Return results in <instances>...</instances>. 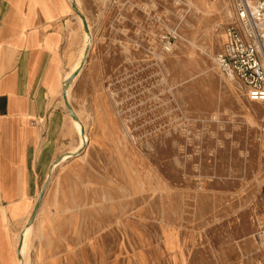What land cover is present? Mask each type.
Listing matches in <instances>:
<instances>
[{
	"label": "rangeland",
	"instance_id": "obj_1",
	"mask_svg": "<svg viewBox=\"0 0 264 264\" xmlns=\"http://www.w3.org/2000/svg\"><path fill=\"white\" fill-rule=\"evenodd\" d=\"M75 2L89 143L49 171L22 263L264 264V101L215 59L232 0Z\"/></svg>",
	"mask_w": 264,
	"mask_h": 264
},
{
	"label": "crops",
	"instance_id": "obj_2",
	"mask_svg": "<svg viewBox=\"0 0 264 264\" xmlns=\"http://www.w3.org/2000/svg\"><path fill=\"white\" fill-rule=\"evenodd\" d=\"M83 30L70 0H0V264H23L20 236L43 182L78 148L63 90Z\"/></svg>",
	"mask_w": 264,
	"mask_h": 264
},
{
	"label": "built area",
	"instance_id": "obj_3",
	"mask_svg": "<svg viewBox=\"0 0 264 264\" xmlns=\"http://www.w3.org/2000/svg\"><path fill=\"white\" fill-rule=\"evenodd\" d=\"M232 4L234 21L225 30L216 63L224 76L247 88L252 101H264V0H232ZM258 238L264 249V228Z\"/></svg>",
	"mask_w": 264,
	"mask_h": 264
},
{
	"label": "water",
	"instance_id": "obj_4",
	"mask_svg": "<svg viewBox=\"0 0 264 264\" xmlns=\"http://www.w3.org/2000/svg\"><path fill=\"white\" fill-rule=\"evenodd\" d=\"M72 7H73L74 11H75V12L79 15V17L82 19L85 31L89 32L90 29H89V24H88L87 18H86L85 15H83V14L81 13V11L79 10V8H78L77 4L74 2V0H73V3H72ZM85 62H86V60L84 59V60L82 61V66L84 65ZM82 69H83V67H81L80 69L75 70V71L70 75V77H69V78L67 79V81L65 82L64 90H63V97H64V100H65L66 107H67V109H68L70 115L73 117V119H79V118L77 117L76 113L74 112L73 108H72L71 105H70L69 99H68L67 94H66V88H67L70 84H72V83L74 82V80L76 79V77L81 73ZM84 132H85V129L82 128V133H84ZM62 159H63V157H60V158L57 159L56 162L59 163ZM50 172H51V171H50ZM48 181H49V180H48ZM48 181L46 182L45 186L43 187V189H42V191H41V193H40V195H39V197H38V200H37V202H36L35 208H34L32 214H31V216H30V219H29V221H28L27 226L33 224V222L35 221V219H36V217H37V214H38V212H39V209H40L41 204H42V201H43V197H44V193H45V188H46L47 185H48ZM22 242H23V240H21L20 245H19V253H20V248H21V244H22ZM20 257H21V260H22V256H21V255H20Z\"/></svg>",
	"mask_w": 264,
	"mask_h": 264
},
{
	"label": "bare ground",
	"instance_id": "obj_5",
	"mask_svg": "<svg viewBox=\"0 0 264 264\" xmlns=\"http://www.w3.org/2000/svg\"><path fill=\"white\" fill-rule=\"evenodd\" d=\"M73 1V0H72ZM74 2H75V0H74ZM73 3V2H72ZM76 3V2H75ZM79 8V7H78ZM82 20V19H81ZM90 32V31H89ZM89 32H87V34H85L86 35V43H85V45H84V49H83V51H82V55L84 56L85 54H86V51L88 50V47H90V44H91V38H89L90 37V33ZM78 67H80V64L78 65ZM69 77H70V75H69ZM71 85L72 84H70L67 88H66V91L68 92V93H70V90H71ZM74 120V123L78 126V127H80V126H82V128H84L85 129V126H84V124L81 122V120L80 119H73ZM81 129V128H80ZM85 133H86V130H85V132L84 133H82V131H81V134L82 135H85ZM82 139V143H81V146L78 148V149H76L72 154H65L64 156H63V159L59 162V163H57V162H55L54 163V165H53V167L51 168V172H50V175H52L53 173H54V170H56L57 169V167L58 166H60L64 161H66V159H68L69 157H72L73 156V154L74 155H76V154H78V152L80 151V148H82V147H86V145H88V143H89V138L88 139H86V137L84 136V137H82L81 138ZM85 145V146H84ZM50 177V176H49ZM32 224L31 225H28V226H26V228H25V230H24V234H23V242H22V245H21V250H23L25 247H27L26 246V238H28L27 236H28V234L30 233V231H31V228H32ZM26 249V248H25ZM24 249V250H25Z\"/></svg>",
	"mask_w": 264,
	"mask_h": 264
}]
</instances>
